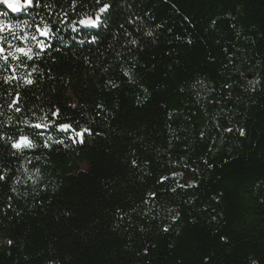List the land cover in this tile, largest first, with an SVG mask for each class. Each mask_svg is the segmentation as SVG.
I'll use <instances>...</instances> for the list:
<instances>
[{"label": "trees", "instance_id": "trees-1", "mask_svg": "<svg viewBox=\"0 0 264 264\" xmlns=\"http://www.w3.org/2000/svg\"><path fill=\"white\" fill-rule=\"evenodd\" d=\"M0 20L54 33L0 59V264H264V0H41Z\"/></svg>", "mask_w": 264, "mask_h": 264}, {"label": "snow or ice", "instance_id": "snow-or-ice-1", "mask_svg": "<svg viewBox=\"0 0 264 264\" xmlns=\"http://www.w3.org/2000/svg\"><path fill=\"white\" fill-rule=\"evenodd\" d=\"M99 3V0H96ZM0 4H5L11 11L20 12L22 9H28L32 7H41V0H0ZM44 7H50L48 4H44ZM109 5L105 3L102 7L99 8L98 13L95 18L88 17L87 19L80 20L79 23L85 26H96L97 23L101 20L102 13H105L108 9ZM65 15H67L65 13ZM26 27H31L28 25ZM15 29H20V25H12L6 24L3 20H0V59L4 61L5 64L8 63L9 59L19 60L21 56L27 58L28 60H32L34 57L38 58L40 53L45 51L50 45L47 43V40L51 38L53 33V26L48 22L41 20L39 24L35 25V33H25L23 36H17V33L14 31ZM23 31V29H21ZM13 36L17 39H20L22 44L25 46H18L13 44L8 37ZM44 37V39H41ZM35 45L36 49L39 51H35L32 46L28 45V41ZM33 81L28 79L26 83L31 84ZM20 109L17 107L16 111ZM46 124H36L35 128L47 127ZM61 130L67 131L70 128L68 124L60 125ZM87 131V130H86ZM243 131L241 130V135H243ZM80 135V133H77ZM11 139V138H9ZM12 147L18 150H22L24 148L34 147L33 141L27 136H20L17 140L12 143Z\"/></svg>", "mask_w": 264, "mask_h": 264}]
</instances>
